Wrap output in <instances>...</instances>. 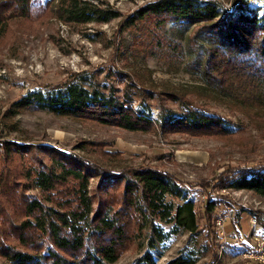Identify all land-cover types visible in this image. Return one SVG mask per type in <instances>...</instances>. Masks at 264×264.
<instances>
[{
  "label": "rangeland",
  "instance_id": "374dc122",
  "mask_svg": "<svg viewBox=\"0 0 264 264\" xmlns=\"http://www.w3.org/2000/svg\"><path fill=\"white\" fill-rule=\"evenodd\" d=\"M88 1L120 15L107 22L76 23L65 22L54 11H47L30 16L32 19H12L6 32L0 33V141L48 143L83 156L104 172L140 166L168 171L195 197L202 232L197 241L206 242L210 251L198 264H264V197L250 190L221 188V182L237 169L264 162L263 90L245 74H217L211 84L204 80L193 62L205 48L198 44V51L199 47L191 42L200 24L184 32L171 23L159 27L152 19L137 27L124 26L129 15L154 0ZM213 1L222 5L220 11L240 2L257 8L260 16L264 6V0ZM84 71L94 81L114 86L120 95L126 86L122 78L131 79L140 87L136 89H153L155 98L146 101L151 103L154 117L162 110L181 113L190 107L231 121L234 132H165L157 127L131 131L37 109H25L6 118V110L28 90L48 89ZM117 71L124 76L116 75ZM41 151L34 149L25 156L10 158L0 154L1 227L17 215L13 186L36 165L37 157V161L50 162L48 154ZM27 181L31 185L27 193L44 199L32 178ZM99 182L100 176L91 177L89 194L96 191ZM72 191L62 189L58 196L70 198L74 196ZM210 196L219 199L214 217L205 210ZM132 232L135 238L121 249L114 264H132L149 249L150 228L138 233L132 228ZM190 236L189 231L181 230L150 251L163 263L176 256ZM4 261L0 257V263Z\"/></svg>",
  "mask_w": 264,
  "mask_h": 264
},
{
  "label": "trees",
  "instance_id": "16d2710c",
  "mask_svg": "<svg viewBox=\"0 0 264 264\" xmlns=\"http://www.w3.org/2000/svg\"><path fill=\"white\" fill-rule=\"evenodd\" d=\"M220 6L213 0H154L129 15L124 26L137 27L152 19L159 27L171 23L184 32L200 24L191 42L199 47L198 51V44L205 48L193 62L204 80L211 84L218 75L245 74L264 93V6L261 16L257 8L240 2L227 11H220ZM47 11H54L65 22L76 23L107 22L120 15L88 0H0V33L6 32L12 19H32ZM116 75L124 76L118 71ZM122 80L126 86L120 95L114 86L94 81L86 71L78 72L48 89L28 90L11 104L5 116L37 109L131 131L157 127L165 132H234L231 121L190 107L181 113L167 114L162 110L154 117L151 103L146 101L155 98L154 90L139 89L131 79ZM137 96L141 97L138 101ZM40 148L50 162L37 161V157L36 165L13 186L17 215L7 226L0 225V257L5 260L0 264H114L121 249L135 238L132 228L138 233L147 226L149 249L132 264H198L204 253L210 252L206 242L197 241L202 232L195 197L175 175L151 166L104 172L83 156L48 143L0 141V154L9 158ZM98 176V188L89 194L90 179ZM29 178L44 199L27 193L31 188ZM70 182L73 184L62 187ZM221 186L250 190L264 197V162L237 169ZM62 189L73 190L74 196L59 197ZM218 204V197L210 196L206 213L216 216ZM163 224L171 226L166 228ZM181 230L191 234L189 243L176 256L159 263L150 248Z\"/></svg>",
  "mask_w": 264,
  "mask_h": 264
},
{
  "label": "built area",
  "instance_id": "2783aa9c",
  "mask_svg": "<svg viewBox=\"0 0 264 264\" xmlns=\"http://www.w3.org/2000/svg\"><path fill=\"white\" fill-rule=\"evenodd\" d=\"M218 224H221V220L218 221Z\"/></svg>",
  "mask_w": 264,
  "mask_h": 264
}]
</instances>
